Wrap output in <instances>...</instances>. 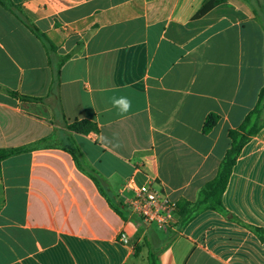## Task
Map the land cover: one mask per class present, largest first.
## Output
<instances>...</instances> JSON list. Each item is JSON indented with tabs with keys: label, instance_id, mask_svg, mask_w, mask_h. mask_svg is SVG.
<instances>
[{
	"label": "crops",
	"instance_id": "0c3cea01",
	"mask_svg": "<svg viewBox=\"0 0 264 264\" xmlns=\"http://www.w3.org/2000/svg\"><path fill=\"white\" fill-rule=\"evenodd\" d=\"M209 1L10 0L55 59L70 56L59 87L46 46L0 4V148L44 141L0 164V264H149L150 253L160 264H264V127L234 166L227 214L154 228L125 200L132 181L196 202L264 88V0H226L194 19ZM112 96L131 111L118 115ZM211 114L220 120L206 133ZM82 120L100 131L71 135Z\"/></svg>",
	"mask_w": 264,
	"mask_h": 264
},
{
	"label": "trees",
	"instance_id": "16d2710c",
	"mask_svg": "<svg viewBox=\"0 0 264 264\" xmlns=\"http://www.w3.org/2000/svg\"><path fill=\"white\" fill-rule=\"evenodd\" d=\"M226 2V0H210L206 3L202 9L196 14L194 19H199L210 12L212 9ZM0 4L6 9L16 13L18 17H21L24 24L30 29V31L35 34L41 42L46 46L48 50V58L53 72V86L59 87L61 69L65 62L69 59L70 56L57 57L54 58L56 54L54 46L48 39L47 35L40 31L34 24L29 22L27 19L21 16V10L14 6L10 0H0ZM13 96L19 97L17 93L10 92ZM24 99H33L41 101L43 99L30 98L26 96H21ZM220 117L215 114H211L206 119L204 124V132H210L214 127L217 126ZM264 127V88L261 90L258 102L255 108L246 116L242 125L237 128L230 130L228 136L231 140V146L228 149L225 157L223 158L217 175L215 178L201 189L199 197L196 202L183 201L178 203V227L184 228L192 220H194L199 214L207 210L217 211L222 214H227L226 209L223 205V195L228 186L232 171L236 165L238 158L240 157L243 148L251 140L252 137L256 136ZM67 129L72 135L73 133L89 135L90 133H98L100 131L98 125L89 120L75 121L74 123L68 124ZM72 139V136H71ZM73 141V140H72ZM44 141L28 146H23L19 148H0V164L14 156L31 152L36 149H39L43 146ZM69 152L74 158V161L78 167L89 174L94 173V171L88 166L85 161V158L76 144H72L69 148ZM93 178L98 181V177L92 174ZM102 192L105 194V191L102 189ZM149 264H160L158 258L153 254H149Z\"/></svg>",
	"mask_w": 264,
	"mask_h": 264
},
{
	"label": "built area",
	"instance_id": "2783aa9c",
	"mask_svg": "<svg viewBox=\"0 0 264 264\" xmlns=\"http://www.w3.org/2000/svg\"><path fill=\"white\" fill-rule=\"evenodd\" d=\"M125 190L131 192L125 197L130 214L138 217L146 226L157 225L162 229H174L178 226V202L168 194L157 190L153 184L136 186L130 182ZM120 242L130 245V239L125 233L120 234Z\"/></svg>",
	"mask_w": 264,
	"mask_h": 264
},
{
	"label": "clouds",
	"instance_id": "9594fccd",
	"mask_svg": "<svg viewBox=\"0 0 264 264\" xmlns=\"http://www.w3.org/2000/svg\"><path fill=\"white\" fill-rule=\"evenodd\" d=\"M111 108L116 109L118 115H126L132 109V100L127 96H112L109 98Z\"/></svg>",
	"mask_w": 264,
	"mask_h": 264
},
{
	"label": "rangeland",
	"instance_id": "374dc122",
	"mask_svg": "<svg viewBox=\"0 0 264 264\" xmlns=\"http://www.w3.org/2000/svg\"><path fill=\"white\" fill-rule=\"evenodd\" d=\"M152 226H153L154 228H157V225H155V224H154V225H152Z\"/></svg>",
	"mask_w": 264,
	"mask_h": 264
}]
</instances>
